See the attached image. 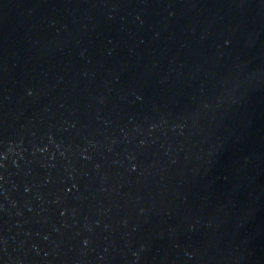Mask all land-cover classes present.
Listing matches in <instances>:
<instances>
[{"label": "water", "instance_id": "1", "mask_svg": "<svg viewBox=\"0 0 264 264\" xmlns=\"http://www.w3.org/2000/svg\"><path fill=\"white\" fill-rule=\"evenodd\" d=\"M0 264H264V0H0Z\"/></svg>", "mask_w": 264, "mask_h": 264}]
</instances>
